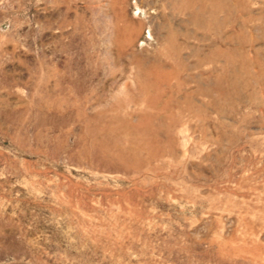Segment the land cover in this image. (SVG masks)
Returning a JSON list of instances; mask_svg holds the SVG:
<instances>
[{"label": "rangeland", "instance_id": "obj_1", "mask_svg": "<svg viewBox=\"0 0 264 264\" xmlns=\"http://www.w3.org/2000/svg\"><path fill=\"white\" fill-rule=\"evenodd\" d=\"M0 264H264V0H0Z\"/></svg>", "mask_w": 264, "mask_h": 264}]
</instances>
